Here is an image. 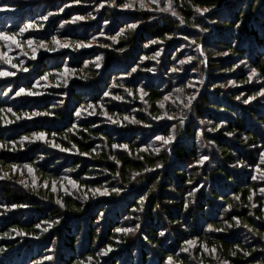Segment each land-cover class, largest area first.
Returning a JSON list of instances; mask_svg holds the SVG:
<instances>
[{
	"label": "trees",
	"instance_id": "1",
	"mask_svg": "<svg viewBox=\"0 0 264 264\" xmlns=\"http://www.w3.org/2000/svg\"><path fill=\"white\" fill-rule=\"evenodd\" d=\"M0 33V264H264V0H0Z\"/></svg>",
	"mask_w": 264,
	"mask_h": 264
},
{
	"label": "snow or ice",
	"instance_id": "2",
	"mask_svg": "<svg viewBox=\"0 0 264 264\" xmlns=\"http://www.w3.org/2000/svg\"><path fill=\"white\" fill-rule=\"evenodd\" d=\"M75 2H79V0H75ZM111 2H112V3H115L116 0H111ZM101 6H102V5H101ZM120 6H121V7H124V8H131V7H133V5H132L131 3H125V4L120 5ZM141 6H144V5L142 4ZM63 10H64L63 8L59 9V11H63ZM197 10H198V11H201V12H206V11H208V9H197ZM50 15H51V14H50ZM173 15H175V12H173ZM47 18H48V17H41V19H45V20H46ZM84 19H86V17H84V16H77V17H74V18H73L74 21H75V20H84ZM105 23H107V21H105ZM181 23H183V21H181ZM32 26H33L32 24H29L27 27L30 28V27H32ZM127 27H128V28H131V29H135V28L137 27V24H136V23H132V24L127 25ZM23 31H25V29H21V32H23ZM120 31L123 32L124 29H121ZM0 36H3L5 39H13V37L8 36L6 33H0ZM93 39H95V37H93ZM113 39H115V37H113ZM53 40L55 41V43H56L57 45H60V41H59V39H57L56 37H53ZM29 43L31 44L32 41L30 40ZM62 46H63V47H70L71 45H69V44H64V45H62ZM79 46H80V47H90L91 45H85V44H83V43L81 42V44H80ZM39 47H45V48H47L48 45H47L45 42L41 41L40 44H39ZM48 50H49V51H53L54 49L49 48ZM33 51L35 52V49H33ZM121 51H123V49H121ZM100 59H101L100 57H97V60H100ZM188 59L191 60V59H193V58H192V57H189ZM181 63H183V61H182ZM242 63H243V62H242ZM97 67H99V65H97ZM24 70L27 71L26 68H25ZM133 71H135V69H133ZM10 75H15V73H11V72H8V71L0 70V76H10ZM255 75H256V70L253 69V70L251 71L250 76H255ZM41 79H47V76H44V77H42ZM230 83H234V82H230ZM37 84H39V82H37ZM141 91H143V90L141 89ZM24 93H27V94H29V95H38V93H36V92H32V91H30V90H28V89H25V88H19V90L16 92V95H17V96H20L21 94H24ZM104 95H105V96H108V95H110V93L105 92ZM257 95H264V89H262L261 92L257 93ZM193 98H194V97H193ZM117 99H123V97H117ZM237 99H239V97H237ZM253 99H255V97H249L248 99H246V100L244 101V103H248L250 100H253ZM61 103H62V101H61ZM90 106H91V105H90ZM84 110L86 111V109H84ZM8 111L11 112V109H8ZM41 114H42V113H38V112L25 113L26 116H36V115H41ZM47 114H48V115H52L53 113L49 112V113H47ZM80 114H81L80 111H77V112H76V115H77V116H79ZM102 114L107 115V113H102ZM17 119H20V117H17ZM125 119H127V118H125ZM156 119H160V117H156ZM116 122L119 123V121H116ZM4 123L7 124V123H10V121L5 120ZM181 123H183V121H181ZM201 123H203V121H201ZM173 127H174V126H173ZM213 130H214V129H213ZM46 135H47V134L44 133V132L33 133L31 139H32V140H45V139H46ZM228 135L231 136V135H233V134H232V133H228ZM155 139H156L157 141H162L163 143H162L161 147H163L164 145L170 144L171 141L175 139V137L172 136V135H170V136H168V137H164V136H156ZM22 140H23V141H29V140H30V137H28V136H24V137H22ZM12 143H15V141H13ZM6 146H7V145H5V144H0V147H6ZM21 146H23V145H21ZM52 146H53V147H56V148H60V147H61V145L56 144V143H52ZM113 147L127 149V148H128V145H127V144H123V145H119V144H117V145H113ZM63 150H64V151H70V149H68V148H64ZM93 151H95V150H93ZM156 151H159V149H156ZM84 155H88V154H87V153H84ZM207 159H208V157H207V156H204V157L201 158L200 161H198V163H203V162H204L205 160H207ZM261 159H264V156H262ZM12 167H13V169L16 168L15 165H13ZM27 167L29 168L30 171L32 170L31 165H27ZM156 167H161V165L158 164V165H156ZM146 171H148V170L146 169ZM261 171L264 172V169H262ZM7 175H8V173L5 172V173H4V176H7ZM256 178H257V177H253V179H256ZM20 183H23V181H20ZM73 186H75V183H74ZM93 191H94V193L108 194L109 189H108V188H103V190L101 191V189L97 188V189H94ZM112 191L115 192V193H119L120 191H122V189H121V188H114V189H112ZM262 191H264V189H262ZM85 196H87V193H85ZM142 199H143V198H142ZM11 207H12V208H16L17 205L13 204ZM233 219L236 220L237 223H239V218H235V217H234ZM59 222H60V221H59L58 219L55 220V221H51V222L48 223V227L51 228L52 225H53L54 223H59ZM226 223H227V222H226ZM37 227H39V225H37ZM209 227H211V226H209ZM45 231H47V229H45ZM115 231H116V232H125V233H127V232H133V231H135V229H132V228H116ZM160 235L163 236L164 233L161 232ZM145 239H146V237H145ZM186 243H188V244H192L193 242H192V241H187ZM111 247H112V246L109 245L108 248L102 252V254H106L108 251H111ZM237 247H239V246L237 245ZM181 251H187V249H181ZM213 251H215V250H213ZM232 255H236V253L233 252ZM48 259H51V257H48ZM171 259H172V257H169V260H171ZM224 264H228V262L225 261Z\"/></svg>",
	"mask_w": 264,
	"mask_h": 264
},
{
	"label": "rangeland",
	"instance_id": "3",
	"mask_svg": "<svg viewBox=\"0 0 264 264\" xmlns=\"http://www.w3.org/2000/svg\"><path fill=\"white\" fill-rule=\"evenodd\" d=\"M7 41H9V43H7ZM14 41V42H13ZM19 43V40H17L16 38H13V39H5L4 41H3V44L4 45H6V47L5 48H7L9 51H10V54H12L11 52H12V48L14 47V43ZM7 43V44H6ZM39 45H36L35 44V46L33 47V48H30V51H33V49H35V52H34V55L35 54H37L39 51H40V49H44L45 50V48L44 47H38ZM18 49H20L19 47H18ZM0 51H1V49H0ZM10 57V55L8 56V57H6V54H3L2 52H0V61L3 59V61H5V59H6V61L8 62V63H11L10 62V59H8ZM0 70H4V67L3 66H1L0 65ZM25 72V71H24ZM28 74H30L31 75V73L30 72H28ZM0 77H3V76H0ZM16 166V168L15 169H13V167H11V166H9L8 168H7V172H9V168L11 167L12 169L11 170H13V171H18L20 174L22 173V172H29V170H28V167H26V165H24V164H21L20 166L19 165H15ZM33 179H35V178H33ZM18 181H20V179H18Z\"/></svg>",
	"mask_w": 264,
	"mask_h": 264
}]
</instances>
